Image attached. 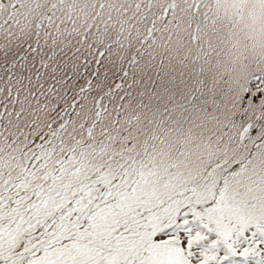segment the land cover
Segmentation results:
<instances>
[{
    "label": "snow or ice",
    "instance_id": "snow-or-ice-1",
    "mask_svg": "<svg viewBox=\"0 0 264 264\" xmlns=\"http://www.w3.org/2000/svg\"><path fill=\"white\" fill-rule=\"evenodd\" d=\"M0 264H264V0H0Z\"/></svg>",
    "mask_w": 264,
    "mask_h": 264
}]
</instances>
